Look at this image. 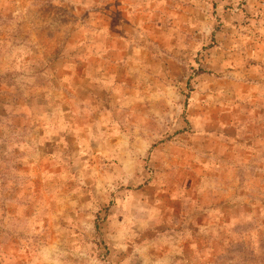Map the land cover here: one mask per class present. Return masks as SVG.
Returning <instances> with one entry per match:
<instances>
[{"label":"rangeland","instance_id":"374dc122","mask_svg":"<svg viewBox=\"0 0 264 264\" xmlns=\"http://www.w3.org/2000/svg\"><path fill=\"white\" fill-rule=\"evenodd\" d=\"M0 264H264V0H0Z\"/></svg>","mask_w":264,"mask_h":264},{"label":"trees","instance_id":"16d2710c","mask_svg":"<svg viewBox=\"0 0 264 264\" xmlns=\"http://www.w3.org/2000/svg\"><path fill=\"white\" fill-rule=\"evenodd\" d=\"M248 254H249V256H250V255H251V256L253 255V253H248Z\"/></svg>","mask_w":264,"mask_h":264}]
</instances>
